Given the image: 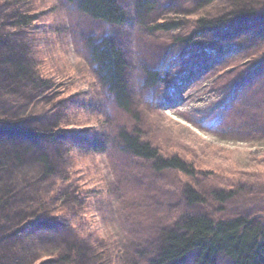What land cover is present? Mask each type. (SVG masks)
<instances>
[{"label": "trees", "instance_id": "trees-1", "mask_svg": "<svg viewBox=\"0 0 264 264\" xmlns=\"http://www.w3.org/2000/svg\"><path fill=\"white\" fill-rule=\"evenodd\" d=\"M62 1L105 26L118 27L126 20L119 0ZM187 1L200 7L198 36L227 27L249 35L258 29L252 25L264 31V0ZM56 7L54 0H0V264H184L190 257L193 264L220 259L264 264V215L220 218L196 211L197 205L205 207V195L190 182L180 192L186 206L150 241L124 239L97 225L98 218L104 219L110 184L103 170L93 173L85 167L90 184L84 188L70 159L103 156L113 148L125 159L152 161L153 172L190 175L192 167L176 155L161 156L125 126L111 134L107 127L78 129L68 123L74 107L62 101L66 97L57 101V92L65 93L78 81L52 60L53 43H40L51 34L39 29L41 22ZM157 8L159 0H135L143 23L154 19ZM213 8L220 11L210 15ZM175 25L155 20L149 28L169 31ZM192 38L182 37L179 43ZM84 43L91 73L111 103L125 112L131 97L123 48L108 34L88 35ZM253 58L264 62V46ZM153 78L148 73L146 81L153 83ZM210 194L217 202L233 198L231 189Z\"/></svg>", "mask_w": 264, "mask_h": 264}, {"label": "rangeland", "instance_id": "rangeland-1", "mask_svg": "<svg viewBox=\"0 0 264 264\" xmlns=\"http://www.w3.org/2000/svg\"><path fill=\"white\" fill-rule=\"evenodd\" d=\"M54 2L55 12L39 28L51 34L40 43H53L52 60L78 81L65 93L57 92V101L66 97L62 101L74 107L68 123L78 129L107 127L111 134L125 126L161 156L176 155L192 167L191 176L153 172L152 161L125 159L113 148L103 156L70 159L84 188L90 184L85 167L93 173L103 170L110 184L104 219L98 218L97 225L124 239L150 241L186 206L180 192L189 182L205 195V207L197 205L196 211L220 218L263 217L264 62L253 57L264 46V31L258 33L256 24L249 35L227 27L198 36L200 7L187 0H159L154 19L144 23L137 18L135 0H119L126 20L118 27L91 21L62 0ZM219 11L213 8L209 14ZM155 20L177 25L169 31L149 28ZM105 34L113 36L127 58L131 103L125 112L108 99L86 55L85 38ZM186 36L193 41L180 44ZM151 72L153 83L146 81ZM219 189H231L233 198L217 202L210 193ZM184 264H193L192 258Z\"/></svg>", "mask_w": 264, "mask_h": 264}]
</instances>
